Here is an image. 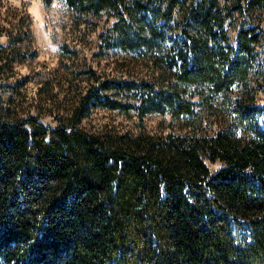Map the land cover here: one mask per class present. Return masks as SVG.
Wrapping results in <instances>:
<instances>
[{"label":"trees","instance_id":"obj_1","mask_svg":"<svg viewBox=\"0 0 264 264\" xmlns=\"http://www.w3.org/2000/svg\"><path fill=\"white\" fill-rule=\"evenodd\" d=\"M63 1L94 54L124 58L70 71L68 89L88 81L54 126L0 113V264H264V0ZM1 36L0 67L34 55L29 14L4 0ZM94 108L138 131L79 126ZM154 112L186 130L145 131Z\"/></svg>","mask_w":264,"mask_h":264},{"label":"rangeland","instance_id":"obj_2","mask_svg":"<svg viewBox=\"0 0 264 264\" xmlns=\"http://www.w3.org/2000/svg\"><path fill=\"white\" fill-rule=\"evenodd\" d=\"M7 5L24 9L30 16L34 42L30 50L34 55L23 60H14L7 68L0 67V113L8 117L36 114L44 123L54 126L63 115L66 119L74 104L78 90L87 84L85 74L72 80L67 88L70 71L72 73L90 67L101 75H117L124 58L118 50H109L102 55L94 54L95 31L76 27L72 21V11L63 0H53L44 6L41 0H4ZM264 14V13H263ZM98 19V26L103 23ZM6 24V23H5ZM232 35L234 31L231 32ZM6 44L7 38L0 37ZM64 46L76 51L68 54ZM28 47L22 42L20 49ZM74 75V74H73ZM76 86V87H75ZM257 103L264 104V90L256 93ZM200 110V109H199ZM203 127L215 125V113L201 110ZM260 120L264 123V113ZM144 130L149 133L186 130L184 119H173L169 114L148 113L143 119ZM79 126L89 131L111 129L115 131H138L137 116L117 110L94 108L82 118ZM215 167L216 165H212Z\"/></svg>","mask_w":264,"mask_h":264}]
</instances>
